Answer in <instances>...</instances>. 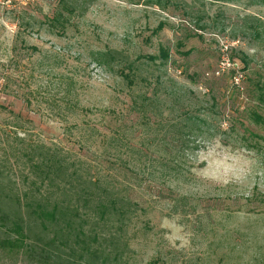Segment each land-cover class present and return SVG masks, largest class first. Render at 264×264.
<instances>
[{
  "label": "rangeland",
  "instance_id": "374dc122",
  "mask_svg": "<svg viewBox=\"0 0 264 264\" xmlns=\"http://www.w3.org/2000/svg\"><path fill=\"white\" fill-rule=\"evenodd\" d=\"M245 15L261 21L260 36ZM108 49L133 63L129 82L123 64L92 60ZM261 85L264 0H94L82 15L59 0H0V157L42 142L94 172L101 155H169L163 142L205 119L199 150H185L188 182L129 187L142 209L128 225V264H264ZM169 183L188 205L171 207ZM0 264L28 261L0 254Z\"/></svg>",
  "mask_w": 264,
  "mask_h": 264
},
{
  "label": "trees",
  "instance_id": "16d2710c",
  "mask_svg": "<svg viewBox=\"0 0 264 264\" xmlns=\"http://www.w3.org/2000/svg\"><path fill=\"white\" fill-rule=\"evenodd\" d=\"M93 1L59 0L69 15H82ZM243 21L254 22L250 28L261 35L258 18L245 15ZM91 57L109 69L116 61L123 64L128 71L121 75L130 81L133 63L123 52L95 51ZM161 58L166 61L168 52ZM193 118L180 127L181 134L163 142L169 155H101L94 172L91 161L62 158L63 152L42 142L20 143L14 161L8 155L0 157V254L14 255L28 264H128V225L142 209L141 199L132 198L129 187L156 180L185 183L192 178L185 150L192 143L191 148L198 151L200 138L208 131L205 119ZM115 142L109 140V150ZM130 146L126 150L132 153L144 150ZM118 175L126 178L123 184ZM170 184L165 193L173 200L171 207L175 209L179 202L188 205L189 198L175 195ZM149 193L159 198L164 191L156 187Z\"/></svg>",
  "mask_w": 264,
  "mask_h": 264
},
{
  "label": "built area",
  "instance_id": "2783aa9c",
  "mask_svg": "<svg viewBox=\"0 0 264 264\" xmlns=\"http://www.w3.org/2000/svg\"><path fill=\"white\" fill-rule=\"evenodd\" d=\"M229 65L230 63L228 59L223 58L218 66V69L215 71V73L220 74L221 72H224ZM231 65L234 66L235 64L232 63ZM231 78H232L231 79L232 86L236 88H240V82L243 80L242 71L236 70L234 75Z\"/></svg>",
  "mask_w": 264,
  "mask_h": 264
}]
</instances>
